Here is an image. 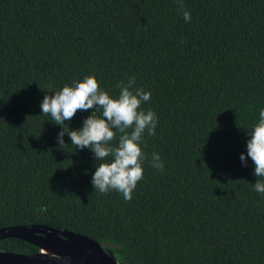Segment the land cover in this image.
Segmentation results:
<instances>
[{"label": "trees", "instance_id": "16d2710c", "mask_svg": "<svg viewBox=\"0 0 264 264\" xmlns=\"http://www.w3.org/2000/svg\"><path fill=\"white\" fill-rule=\"evenodd\" d=\"M183 3L189 22L176 0H0V227L67 229L121 264H264V177L240 160L264 108V0ZM85 76L113 97L131 77L151 93L141 109L156 135L130 201L95 191L100 162L67 134L61 149L41 114L45 95ZM0 250L38 247L11 237Z\"/></svg>", "mask_w": 264, "mask_h": 264}, {"label": "clouds", "instance_id": "9594fccd", "mask_svg": "<svg viewBox=\"0 0 264 264\" xmlns=\"http://www.w3.org/2000/svg\"><path fill=\"white\" fill-rule=\"evenodd\" d=\"M177 10L182 12L185 22L191 20V14L185 9L183 0H176ZM135 78L117 83L119 95L111 96L100 88L94 76H85L72 85L65 84L54 95H45L40 108L42 115L60 125L62 130L57 140L61 149L68 146L64 136L71 139L75 149H89L96 159L92 185L95 191L108 193L116 191L122 194L125 201L132 199L137 183L143 179L142 164L145 159L141 144L145 135L155 136L158 118L151 109L142 110L141 105L151 98L150 92L135 88ZM94 111L83 121L82 128L71 130L65 121H71L78 110ZM96 111L101 115L97 116ZM118 144L113 146V141ZM247 154L241 153L240 160L247 166L250 157L255 165L253 175L264 177V108L259 111V119L248 131ZM111 157L109 160L108 158ZM161 157L154 153L151 163L154 168H162ZM253 190L264 196V182L257 180Z\"/></svg>", "mask_w": 264, "mask_h": 264}, {"label": "water", "instance_id": "95a60500", "mask_svg": "<svg viewBox=\"0 0 264 264\" xmlns=\"http://www.w3.org/2000/svg\"><path fill=\"white\" fill-rule=\"evenodd\" d=\"M20 238L38 247L23 254L0 250V264H121L113 252L94 239L42 224L0 227V239Z\"/></svg>", "mask_w": 264, "mask_h": 264}]
</instances>
